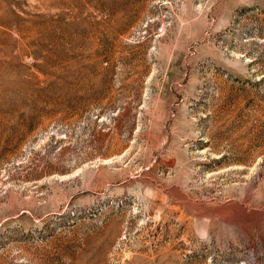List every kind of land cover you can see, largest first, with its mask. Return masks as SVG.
I'll return each instance as SVG.
<instances>
[{
	"label": "rangeland",
	"instance_id": "374dc122",
	"mask_svg": "<svg viewBox=\"0 0 264 264\" xmlns=\"http://www.w3.org/2000/svg\"><path fill=\"white\" fill-rule=\"evenodd\" d=\"M0 264H264V0H0Z\"/></svg>",
	"mask_w": 264,
	"mask_h": 264
}]
</instances>
